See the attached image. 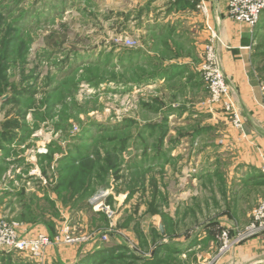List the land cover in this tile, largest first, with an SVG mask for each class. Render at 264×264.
Returning a JSON list of instances; mask_svg holds the SVG:
<instances>
[{
	"label": "rangeland",
	"instance_id": "1",
	"mask_svg": "<svg viewBox=\"0 0 264 264\" xmlns=\"http://www.w3.org/2000/svg\"><path fill=\"white\" fill-rule=\"evenodd\" d=\"M134 1L0 0V217L25 236L88 238L53 247L113 246L121 257L107 264H181L169 249L202 235L214 264L264 238L220 252L264 188L246 181L243 130L209 111L203 80V115L181 122L166 118L171 98L138 83ZM46 252L0 251V264H46Z\"/></svg>",
	"mask_w": 264,
	"mask_h": 264
},
{
	"label": "crops",
	"instance_id": "2",
	"mask_svg": "<svg viewBox=\"0 0 264 264\" xmlns=\"http://www.w3.org/2000/svg\"><path fill=\"white\" fill-rule=\"evenodd\" d=\"M205 8L206 14H202L194 2L135 0L133 8L125 11L135 17L134 32L140 35L143 45L132 60L147 66L146 74L138 83L142 87L152 85L163 100L172 99V105L169 104L172 113H165L167 120L192 121L203 115L200 106L206 100V93L199 69L204 44L211 35L206 28L212 29L220 40L217 49L222 73L243 121L242 141L234 146L241 151L236 163L249 171L244 176L248 184L257 182L258 188H264V91L261 89L264 87V13L251 28L229 17L226 0H207ZM204 115L206 122H213V115L210 119ZM3 161L0 156V166ZM4 177L0 175V181ZM0 191H4L2 185ZM33 234L31 231L26 236ZM204 239L202 235L195 242L177 239L179 242L169 250L181 264H207V259L212 264L214 260L205 251L200 252ZM96 249L51 246L47 248L46 264H77ZM191 252L196 255L193 261L187 259ZM214 264H264V238L247 241Z\"/></svg>",
	"mask_w": 264,
	"mask_h": 264
},
{
	"label": "built area",
	"instance_id": "3",
	"mask_svg": "<svg viewBox=\"0 0 264 264\" xmlns=\"http://www.w3.org/2000/svg\"><path fill=\"white\" fill-rule=\"evenodd\" d=\"M177 2V0H172ZM195 3V7L206 14L205 4L207 0H184ZM227 14L235 23H243L253 28L258 23L264 13V0H226ZM210 38L204 44L202 50L203 63L200 66L199 74L209 93L207 105L209 111L213 107H219L229 120L234 129L242 132L243 121L240 112L235 106L231 96L227 80L222 73L220 60L218 59L217 44L220 43L219 37L210 29ZM129 44L132 41L127 40ZM264 91V87H262ZM264 173V169H262ZM264 232V201H262L253 211L251 220L243 229H237L234 236L230 238L229 232L221 234L222 248L220 252L231 249L248 238L258 236ZM106 240V237H103ZM86 237H73L69 234L68 228L62 230L61 235L50 237L48 234L37 233L31 237L18 233L16 224L11 223L4 217H0V251L18 252L30 259H42L48 247L57 245H73L78 242H85Z\"/></svg>",
	"mask_w": 264,
	"mask_h": 264
},
{
	"label": "trees",
	"instance_id": "4",
	"mask_svg": "<svg viewBox=\"0 0 264 264\" xmlns=\"http://www.w3.org/2000/svg\"><path fill=\"white\" fill-rule=\"evenodd\" d=\"M78 177H79V174H76L75 180H77ZM75 180L72 182H75ZM94 242L96 243L98 241H94ZM96 248L97 249L93 251L92 254H89L86 258L79 260L77 264H107L109 260H116L121 257L118 254V250L113 246L109 245L107 247V246H103L102 243H99L97 244Z\"/></svg>",
	"mask_w": 264,
	"mask_h": 264
}]
</instances>
